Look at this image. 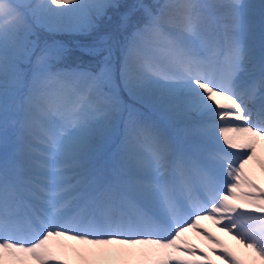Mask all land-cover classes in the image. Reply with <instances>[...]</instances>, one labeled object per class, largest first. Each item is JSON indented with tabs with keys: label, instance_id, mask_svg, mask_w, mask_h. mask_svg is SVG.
Listing matches in <instances>:
<instances>
[{
	"label": "snow or ice",
	"instance_id": "obj_1",
	"mask_svg": "<svg viewBox=\"0 0 264 264\" xmlns=\"http://www.w3.org/2000/svg\"><path fill=\"white\" fill-rule=\"evenodd\" d=\"M253 7L0 0V264H246L205 220L264 264ZM41 32L95 36L96 70H54L66 49Z\"/></svg>",
	"mask_w": 264,
	"mask_h": 264
},
{
	"label": "bare ground",
	"instance_id": "obj_2",
	"mask_svg": "<svg viewBox=\"0 0 264 264\" xmlns=\"http://www.w3.org/2000/svg\"><path fill=\"white\" fill-rule=\"evenodd\" d=\"M209 2L211 3H218V2H225V0H209ZM244 3L250 4L253 7L252 12L253 15L250 17V19L252 20V22L256 25V39L257 41L259 40V22L261 19V5H264V0H243ZM222 13V10L217 11L216 15L220 16ZM220 21L222 22V28L224 29V25L227 24L228 22L224 19H220ZM258 156L262 159H264V141L261 142L260 146L258 147ZM249 169L250 171L254 172V178L257 179V173L259 172V169L256 165L254 164H250L249 165ZM258 180V179H257ZM202 225L207 228L209 231L213 232L216 236H218L220 239L224 240L225 243H230V244H235L236 248L239 249L241 248V245H238L235 241H233L231 239V237L227 236L226 234L222 233L219 231V229L211 222L208 220L202 221L201 222ZM192 233V232H191ZM191 233L187 234L188 239L192 242L195 243L197 245H199L200 247H203V245L200 243V241H196L193 238V235H191ZM194 234V233H192ZM202 243H205V241H202ZM245 254H243L244 256V261H246V264H248V262H250L252 260V255L249 253L248 250L244 251ZM256 264H260L259 260H256Z\"/></svg>",
	"mask_w": 264,
	"mask_h": 264
},
{
	"label": "rangeland",
	"instance_id": "obj_3",
	"mask_svg": "<svg viewBox=\"0 0 264 264\" xmlns=\"http://www.w3.org/2000/svg\"><path fill=\"white\" fill-rule=\"evenodd\" d=\"M151 0H120V2L121 3H123V4H126V5H131V4H134V3H137V2H143V3H146V4H149V2H150ZM121 11H124V9H121ZM110 15H111V12L109 13ZM134 18V17H133ZM113 20H115V17H113ZM260 23V22H259ZM111 29H112V25L111 24H105L103 27H102V29H101V33H103L104 31H105V34H107V33H109L110 31H111ZM49 37H52V36H54V35H62V34H64L65 36H68L69 38H74V37H72V34H70V33H73V32H62V33H47V32H45ZM80 34V33H79ZM80 37H81V39L79 40V42H81V46H82V48H85L86 46H88V45H90L91 43H93L94 42V40L96 39V37L95 36H93V35H90V34H80L79 35ZM90 37L91 38V41L92 42H85L86 41V38L87 37ZM89 38V39H90ZM94 39V40H93ZM88 41V40H87ZM52 43H58V44H61V45H63L64 46V48H66V46L68 45L67 43V45L65 44V42L64 41H55V42H52ZM52 43H50V44H52ZM55 62H57V61H55ZM120 95H121V97H122V99H124V97H123V95L120 93ZM132 97H134L137 101V104L139 103L140 105H142V106H144L143 105V103H142V101L140 100V99H138L137 97H135V96H132ZM138 104V105H139ZM125 105H127V104H125ZM145 107V106H144ZM133 109V108H132ZM127 113V112H126ZM123 115L126 117V115L127 114H125V112L123 113ZM257 182L258 183H261L262 184V186H264V175H261V173L260 172H258L257 173ZM191 233V232H190ZM191 235H193V238L196 240V241H200V243L203 245V247L205 248V250H207V248H206V242L205 243H202V240L194 233V234H192L191 233ZM227 245H229V246H232V247H236L235 246V244H234V242H233V244H230V243H226ZM231 249H233V248H231ZM236 249V248H235ZM234 249V251L237 253V254H245L244 253V251H245V249H243V247L241 246V248H239V249H237V250H235ZM244 258V257H243ZM68 259L70 260V262H71V264H75V257H71V256H69L68 257ZM215 259V258H214ZM258 259V258H257ZM244 260V259H243ZM218 264H220V262L218 263Z\"/></svg>",
	"mask_w": 264,
	"mask_h": 264
}]
</instances>
